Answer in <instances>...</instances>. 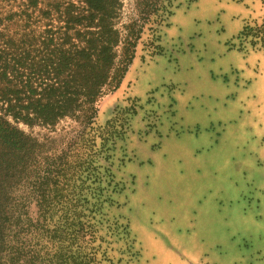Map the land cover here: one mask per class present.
Returning <instances> with one entry per match:
<instances>
[{
    "label": "rangeland",
    "instance_id": "obj_1",
    "mask_svg": "<svg viewBox=\"0 0 264 264\" xmlns=\"http://www.w3.org/2000/svg\"><path fill=\"white\" fill-rule=\"evenodd\" d=\"M169 10L145 29L121 84L99 101L95 143L105 135L108 150L92 186L104 199L102 264H225L238 254L241 238L231 239L224 217L251 188L243 176L251 165L240 162L254 149L243 143L253 120L246 98L264 99V0H172ZM74 125L20 124L43 146L38 165L27 162L19 184L9 181L25 217L37 214L33 188L45 158L65 152L72 132L64 130Z\"/></svg>",
    "mask_w": 264,
    "mask_h": 264
},
{
    "label": "trees",
    "instance_id": "obj_2",
    "mask_svg": "<svg viewBox=\"0 0 264 264\" xmlns=\"http://www.w3.org/2000/svg\"><path fill=\"white\" fill-rule=\"evenodd\" d=\"M0 3V264H102L104 199L92 186L108 150L105 135L99 149L95 143L99 101L119 87L145 29L163 20L172 0ZM64 119L75 124L64 130L70 142L45 158L33 188L37 214L25 217L9 181L19 184L27 162L38 165L43 146L20 124L53 131Z\"/></svg>",
    "mask_w": 264,
    "mask_h": 264
},
{
    "label": "crops",
    "instance_id": "obj_3",
    "mask_svg": "<svg viewBox=\"0 0 264 264\" xmlns=\"http://www.w3.org/2000/svg\"><path fill=\"white\" fill-rule=\"evenodd\" d=\"M257 76L253 74L252 77ZM249 83H251L250 80ZM260 84L264 89V84ZM257 97L258 93H252L250 98H246L247 113H251L253 120L251 121L252 131L244 138L243 143L248 145L254 141V149L244 150L242 153L244 159L240 162L241 166L251 165L252 173H245L243 176H246L248 180L246 182L252 190L250 188V193L243 197L239 195L244 203L239 206V210L233 214V217H224V220L227 219L231 239L236 236L241 238L240 242L236 240L235 245L238 254L229 261H225V264H264V99ZM240 200L235 197L234 201L239 204ZM242 248L245 251H242ZM204 259L205 257H202L201 261ZM211 264H218V262L212 260Z\"/></svg>",
    "mask_w": 264,
    "mask_h": 264
}]
</instances>
